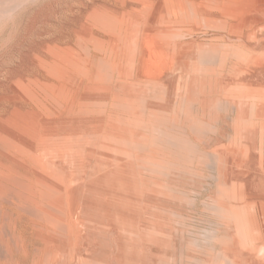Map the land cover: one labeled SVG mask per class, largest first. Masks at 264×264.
<instances>
[{"label": "rangeland", "instance_id": "374dc122", "mask_svg": "<svg viewBox=\"0 0 264 264\" xmlns=\"http://www.w3.org/2000/svg\"><path fill=\"white\" fill-rule=\"evenodd\" d=\"M0 264H264V0H0Z\"/></svg>", "mask_w": 264, "mask_h": 264}, {"label": "bare ground", "instance_id": "6f19581e", "mask_svg": "<svg viewBox=\"0 0 264 264\" xmlns=\"http://www.w3.org/2000/svg\"><path fill=\"white\" fill-rule=\"evenodd\" d=\"M95 13H96V12H95ZM89 14H90V12H89ZM105 14H106V13H105ZM153 14H154V13H153ZM90 15H91V14H90ZM90 15H89V16H90ZM112 16H113V15H112ZM96 17H97V16H96ZM110 17H111V16H110ZM185 18H186V17H185ZM90 19H91V18H90ZM107 19H108V18H107ZM87 22H88V21H87ZM96 23H98V22H96ZM90 24H91V23H90ZM108 26H109V25H108ZM115 26H116V25H115ZM79 38H80V37H79ZM100 38H101V37H100ZM95 39H96V38H95ZM63 40H64V39H63ZM85 49H86V48H85ZM107 51L109 52V50H107ZM104 52H105V51H104ZM108 52H107V53H108ZM107 53H106V54H107ZM113 53H114V52H113ZM113 53H112V54H113ZM131 54H132V53H131ZM110 55H111V54H110ZM106 56H107V55H106ZM116 56H117V55H116ZM119 56H120V55H119ZM110 58H111V57H110ZM115 58H116V57H115ZM95 59H96V58H95ZM106 59H107V58H106ZM99 60H100V59H99ZM107 61H108V60H107ZM97 62H98V60H97ZM55 63H56V62H55ZM101 63H102V61H101ZM52 64H53V62H52ZM107 64H108V63H107ZM52 66H53V65H52ZM92 66H93V65H92ZM95 66H96V64H95ZM81 68H83V67H81ZM92 71H93V70H92ZM90 72H91V70H90ZM55 75H56V74H55ZM95 79H96V77H95ZM47 94H48V93H47ZM100 95H101V94H100ZM61 96H62V95H61ZM95 98H96V97H95ZM45 99H46V98H45ZM40 105H41V104H40ZM43 107H45V106H41V108H43ZM43 109H44V108H43ZM140 137H141V136H140ZM142 138H143V137H142ZM152 148H153V147H152Z\"/></svg>", "mask_w": 264, "mask_h": 264}]
</instances>
